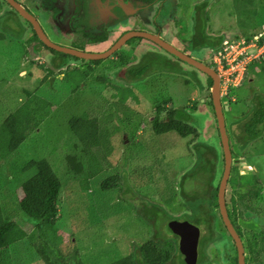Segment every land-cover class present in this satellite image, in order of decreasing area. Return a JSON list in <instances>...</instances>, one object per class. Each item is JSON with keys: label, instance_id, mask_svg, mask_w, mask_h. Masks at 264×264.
<instances>
[{"label": "rangeland", "instance_id": "rangeland-1", "mask_svg": "<svg viewBox=\"0 0 264 264\" xmlns=\"http://www.w3.org/2000/svg\"><path fill=\"white\" fill-rule=\"evenodd\" d=\"M209 2L207 32L210 36L219 34L230 40L237 36L246 43L262 39L259 34L264 32V0ZM190 7V2L184 1L183 14ZM2 23L4 25L5 20ZM148 23L149 19L145 21V24ZM185 27L187 25L178 13L165 22L161 21V38L179 51L213 66L210 49L189 50V43L185 40L189 35ZM140 28L146 27L142 25ZM2 35L0 126L10 114L25 104V91L36 96L39 105H45L43 113L47 115L12 155L5 160L0 159L1 212L5 219L16 222L24 233L18 249L12 247L0 252V264H112L129 255L144 263V255L138 248L151 243L152 233L164 235L165 239L175 243L178 252V241L174 240L175 236L171 232L177 223L183 221L198 227L200 238L207 232L212 236V242L202 252L206 260L204 263L198 261V264H234L233 242L218 214L213 211V197L212 200L208 198L207 188L211 189V186H207L209 177L196 174L200 166L197 162L195 169L192 168L196 160L194 151L190 149L193 144L195 147L207 145L215 148L219 155L221 153L206 75L176 59L155 43L143 40V50L137 56L132 52L123 58H107L94 65L91 72L72 71L66 74L69 80L66 84L58 80L51 81V75L39 68L37 62L40 60L27 54L20 36L10 30L2 32ZM122 51H127L126 47ZM147 51L150 53L146 62L148 72L140 82L125 83L128 66L145 59L143 56L148 54ZM255 53L251 51L249 58ZM262 56L247 65L245 77L237 88H224L220 92L222 103L227 105L224 119L231 152L235 157L244 158L243 163L252 168L242 171L243 177L255 179L253 181L262 189V198L255 203L256 211H251L248 218L240 217L237 221L242 232L248 235L264 230V139L259 138L249 144L241 143L239 139L246 135L243 126L251 104L255 106L258 98L264 99V54ZM86 64L82 62L78 65L84 67ZM175 69L188 77L190 83L187 88L181 84L182 77L173 74ZM82 74L88 75L87 79ZM159 75V82H156ZM73 82L76 84L74 87L71 85ZM163 84L170 97L169 103H165V110L176 107L183 109L184 114L190 117L189 124L197 130L194 135L181 136L175 131L156 135L151 130L150 121L155 114L152 96L159 87L163 88ZM110 85L121 89L130 88L137 99H127L131 96L124 93L127 95L126 100L120 101L111 95H118V91L109 89ZM90 115L98 117L100 146L94 153L99 159L101 171L94 178H87L88 185L85 188L81 187L83 180L66 179L60 192L54 226L39 232L36 222L19 208L20 187L35 174L34 168L26 172H22V168L29 161L45 158L57 163L58 167L61 165L58 171L63 173L65 168L62 162L67 154L76 151L73 152L76 153V159L81 160L78 154L80 149L75 147L76 141L69 131L68 121ZM214 164L217 175L211 183L212 187L217 184L222 169L221 157ZM142 168L147 174L146 184L135 189L129 177L133 179L131 172ZM232 170L225 191L227 208L231 191H243V188L239 189L243 181L238 177L242 174L241 170L234 167ZM114 172L120 176L118 187L101 190V181ZM184 172L190 174L183 186L186 204L178 194L177 183L178 176ZM236 206L239 211L242 209L240 204ZM210 208L215 221L212 219L214 227L208 231L206 210ZM153 209L159 212L156 219L152 218ZM228 212L232 217L229 208ZM253 216L255 218H251ZM153 220L155 224L151 228ZM160 236L156 239H161ZM241 241L245 254L247 245L243 238ZM255 245L256 253L260 248L259 239ZM152 246L161 257L170 252L169 245ZM261 249L257 261L249 264H264V244ZM167 264L179 263L177 259H170Z\"/></svg>", "mask_w": 264, "mask_h": 264}, {"label": "trees", "instance_id": "trees-1", "mask_svg": "<svg viewBox=\"0 0 264 264\" xmlns=\"http://www.w3.org/2000/svg\"><path fill=\"white\" fill-rule=\"evenodd\" d=\"M152 2V0H146V3ZM203 3L200 7H204ZM209 18V17H208ZM209 21V19H208ZM203 24H200L202 23ZM206 16L199 15L197 17V25L194 30V35L191 39L187 40L191 50H200V49H211V51H218L221 48V43L224 39L223 35L210 36L206 33ZM244 35L246 33H243ZM246 36V35H245ZM249 36V35H248ZM247 36V37H248ZM236 39L239 37L235 36ZM246 37V38H247ZM3 35L0 34V40H2ZM208 65V64H207ZM39 66V65H38ZM210 66V65H209ZM40 68V67H39ZM92 69H87L88 72H91ZM147 70V65L136 69H129L127 72V79L140 80L142 75ZM178 73V74H176ZM176 76H180L181 72L175 69ZM184 77L183 75H181ZM68 80V78H67ZM69 81V80H68ZM188 81V80H187ZM73 82L71 85L76 86ZM211 80L208 78V87H211ZM117 86H112L115 88ZM118 91V95H112L113 97H118L122 102H125L126 96L130 95L131 98H134V94L130 91L123 92ZM126 93L127 95H124ZM26 102L25 104L18 109L17 111L10 114L0 126V159L5 160L6 157L12 155L16 149L24 142L26 136L33 132L34 129L39 126L43 120H45L46 115L43 113L44 104L38 103L36 96L25 91ZM160 97L162 98V103L158 98L153 96L154 101V117L150 121L151 130L156 135H163L171 131H175L181 136L194 135L197 133V130L189 124L190 117L184 114V110L176 107L173 110H165V91L162 90ZM257 105L253 106L251 104L248 114H246L247 119L244 122L243 130L246 133L244 139L247 142L249 140L257 139L263 136L264 129V99L258 98V101L255 102ZM211 104V103H210ZM212 105V104H211ZM42 107V109H41ZM165 110L166 120L161 118L160 115L162 111ZM227 112V111H225ZM225 114V113H224ZM69 131L72 134V137L76 141L75 147H79L81 160L76 159V151H72L71 154H67L62 162V167L65 168L63 173H61V165L58 167V164L55 162H49L47 159L43 158L40 160H32L27 162L23 168L22 172L34 168L35 174L26 180L20 187L18 204L20 210L31 220L36 222V228L39 232H44V228L50 229L54 226L55 220L58 215V200L60 197V192L63 187V183L68 178H76L79 181H84L81 187L85 188L87 183V178H94L101 171V166L99 165V159L94 153V150L98 149L100 146L99 140V125L98 117L95 115H90L85 118L83 116L71 118L68 121ZM195 147L196 145H192ZM198 154L197 163L200 164L197 173H202L208 175V183L211 184L215 179L217 174L215 169L214 162L222 159V153L216 151L215 148L202 145L200 147H195ZM202 153V154H200ZM145 168L140 170L132 171L131 177L129 180L132 182V186L137 189L139 187H144L146 184L147 174L144 171ZM193 176V175H192ZM188 176L183 175L178 179V194L181 196L182 202L186 204V197L184 196L183 186L184 182ZM132 179V180H131ZM252 180L240 182V188H243V191L232 190L231 196L229 197L230 205L232 208L231 215L228 212V217L234 226L236 232L238 233L240 239L242 238L246 242V253H245V264L250 262H256L257 255L262 251V245L264 244V230H261L260 233H250L244 234L239 228L237 221L240 217L248 218V215L252 212H255V203L257 199L262 198V189ZM120 176L117 172H114L108 178H105L100 183V188L103 191L114 189L118 187L120 183ZM216 189L208 192V198L215 201L216 207ZM213 193V194H212ZM264 202V200H263ZM211 203H213L211 201ZM237 204L242 206V209L239 211L237 209ZM213 207V204L211 205ZM243 211V212H242ZM154 216L153 219H156L159 215V212L156 209H153ZM207 212V229L211 231L213 226V221L215 216L212 213V208ZM191 214V210H190ZM264 216V215H263ZM255 218V216L251 217ZM213 219V221H212ZM155 220L150 224L151 228H154ZM235 225H237L235 227ZM210 226V227H209ZM217 228V227H215ZM214 228V229H215ZM225 229V228H224ZM226 231V230H225ZM156 234V235H155ZM24 233L19 228L18 224L14 221L7 220L3 217L1 208H0V252L7 251L10 248H16L22 244V237ZM153 239L151 243H147L146 246L138 248L140 252L144 255V263L140 259H134L132 257L126 256L122 259L115 261L112 264H167L170 259H176V248L175 243H172L168 238L165 239L164 235L160 236L157 232L152 233ZM160 236L161 239L157 240L156 237ZM175 236V235H174ZM257 237V238H256ZM175 236V241H176ZM259 239L260 248L255 253V242ZM212 236L209 235V232L202 235L199 239L198 246V261L201 262L204 258L202 252L205 250L206 246L212 242ZM174 241V242H175ZM170 243V244H169ZM152 244L158 245H169L170 252L161 257L157 254V251ZM248 252V255H247ZM255 259L253 258V254ZM250 257V258H249ZM158 259V260H156ZM176 261V260H175ZM234 264H236V253L233 258Z\"/></svg>", "mask_w": 264, "mask_h": 264}, {"label": "flooded vegetation", "instance_id": "flooded-vegetation-1", "mask_svg": "<svg viewBox=\"0 0 264 264\" xmlns=\"http://www.w3.org/2000/svg\"><path fill=\"white\" fill-rule=\"evenodd\" d=\"M12 1L15 2L17 6H19L28 16H30L36 22L37 26L40 29L41 35L51 45L72 51L86 53L89 55H101L108 52L116 44V42L119 41L125 34L131 32L149 33L156 35L161 40H163L161 38V32H160L161 21L165 22L166 19L171 18L175 15L177 16L178 13L181 15L184 24L187 25V27H185V32L188 33L189 35L188 38L185 39L187 42V40L191 39L192 35H194V30L197 25L196 24L197 17L199 15L206 16L207 23L205 29L207 34H208L207 30L209 25L208 19H210L209 17L210 0H152V2L149 3H146V0H12ZM184 1L190 2L191 7L189 10H186L183 14L182 9H183ZM203 3H205V6L200 7ZM147 19H149V23L145 24V21ZM4 20L5 23L3 25L2 22ZM200 24H203V22ZM142 25L143 26L145 25L146 28H140V26ZM6 30H10L11 32L13 31L14 34H17L23 39L25 49L28 52L27 54L33 56L36 60L38 59L40 60V61L38 60L39 62H37L38 65H40L39 66L40 69L45 70L46 74L51 75L50 76L51 81L58 80L66 84H68V80L66 76L67 73H70L72 71H75L76 73H80V72L82 73L87 69H92L94 65L99 64L101 61L107 60V58H111V57L117 58L118 56L120 58H123L132 52L135 53L137 56L140 53V51L143 50L144 47L143 40H148L143 37L134 36L126 40L123 43V45H121L117 50H115L109 57L105 59H100V60L80 59L72 54L59 51L56 48L51 47L49 44L44 43L40 39L33 25L28 19L21 16L16 11V9L8 2V0H0V34H2V32ZM217 35L219 34H215L214 36ZM225 39L226 38L224 37L222 43L224 42ZM125 47L127 51H122ZM195 51L196 50H193V52ZM147 53L148 54H144L143 57H145V59H143L141 62L138 61L137 63H133L129 65L128 67L130 68H128L126 72H128L129 69H136L142 67L143 65H147L148 68V63L146 62H147V56L150 53L148 51ZM185 54L189 55L188 53ZM82 62H86L87 64L84 67H81L78 64ZM92 62H97V63H92ZM72 65L73 67H71ZM210 67L213 68V66ZM147 72L148 70H146L144 74ZM82 76L85 77L86 79L88 77V75H84V74H82ZM183 76L184 77L180 75V77H182L181 84L183 87L187 88L190 81H187L189 79L186 75ZM159 79H160V75L156 77L155 81L159 82ZM140 81L141 79L135 80L131 78L128 79L126 78L125 83L128 82L134 83ZM112 86H116V85H110L109 89L111 88L112 90H116L112 88ZM115 88H119V87L117 86ZM161 89L165 90V99L167 100L166 102L167 104L169 103L170 97L167 88L164 87V84H163V88L159 87L157 91H154V97L158 98L159 101H162V98L160 97ZM117 91L132 92L130 88H125V89L119 88ZM111 95H113V93ZM127 99L135 100L137 99V97L134 95V98L129 97ZM160 117L166 120V114L162 113ZM152 119L153 118H151V120ZM263 135H264V129H263ZM243 136H241L239 139L241 143H244ZM260 138H263V136ZM258 139L259 138L249 140L245 143L249 144L251 142L257 141ZM190 149L194 151V153H196L195 147L191 146ZM220 151L222 153V149ZM231 155H232L231 173L233 172L232 167L239 168L241 170L240 173H242V171H246V170L248 171L250 169L252 170L251 167L245 165V162L243 163L244 158L235 157L233 156L232 152ZM195 159L197 160V157H195ZM196 160L192 165L193 169H195V164L197 162ZM235 161L237 162L235 163ZM247 167L249 169H247ZM221 168L222 169L217 179V184H215V187H212L213 185L209 184L208 183L209 179H207V186L208 185L211 186V189L207 188V191L209 190L210 192V190L213 191L214 189L218 191L220 178L223 172V155H222ZM183 175H187L189 177L190 174L184 172L183 174L178 176V179ZM243 176L244 173L238 175L240 179L248 181V179L247 178L245 179ZM178 179H177V183H178ZM249 180H252V178H250ZM225 205H226V194H225ZM228 208L232 212V208L230 205ZM228 208L226 205L227 213H228ZM206 211L209 210L207 209ZM213 211L214 213L218 214L219 219L221 221V217L219 215V209L217 206V192H216V207H213ZM176 238H177L176 240L178 241V237ZM205 260L206 258L204 257L202 260L203 263L205 262ZM196 264H198V254H197ZM236 264H237V257H236Z\"/></svg>", "mask_w": 264, "mask_h": 264}, {"label": "water", "instance_id": "water-1", "mask_svg": "<svg viewBox=\"0 0 264 264\" xmlns=\"http://www.w3.org/2000/svg\"><path fill=\"white\" fill-rule=\"evenodd\" d=\"M8 2L16 9V11L23 16L24 18L28 19L31 24L33 25L36 33L40 37V39L44 42L49 44L51 47L56 48L59 51L72 54L80 59L85 60H100L109 57L115 50H117L123 43L130 39L131 37H143L145 39L150 40L151 42L158 45L164 51L175 57L176 59L184 62L185 64L193 67L194 69L200 71L204 75H206L211 80V104L215 116L216 126L219 133L220 144L222 149L223 155V172L220 178L218 191H217V206L219 209V215L221 217V221L231 238L237 257V264H245V255H244V248L242 241L236 232L235 228L233 227L226 210L225 205V191L227 182L230 177L231 173V166H232V155L230 149V143L228 139V134L226 131L225 126V119H224V112L227 111V105L221 102V95H220V80L215 72V70L210 67L209 65L198 61L191 56L179 51L178 49L174 48L169 43L161 40L158 36L149 34V33H127L125 34L116 44L106 53L101 55H89L82 52L72 51L68 49H64L61 47H55L51 45L42 35L40 32L39 27L37 26L36 22L28 16L19 6L16 5L15 2L12 0H8ZM264 138V135H263ZM237 161H235L236 163ZM243 165V163H242ZM247 169H249L247 167ZM173 235L178 237V252H177V260L179 264H196L197 262V247L199 241V229L195 225L190 224L187 221H183L177 223L176 226L173 227V231L171 232Z\"/></svg>", "mask_w": 264, "mask_h": 264}, {"label": "built area", "instance_id": "built-area-1", "mask_svg": "<svg viewBox=\"0 0 264 264\" xmlns=\"http://www.w3.org/2000/svg\"><path fill=\"white\" fill-rule=\"evenodd\" d=\"M258 35V34H257ZM256 35V36H257ZM257 42L246 43L244 39H225L218 51H211L213 69L220 80V90L237 88L246 74L247 65L264 54V32ZM250 50V52L248 51ZM256 51L250 59L249 54Z\"/></svg>", "mask_w": 264, "mask_h": 264}, {"label": "clouds", "instance_id": "clouds-1", "mask_svg": "<svg viewBox=\"0 0 264 264\" xmlns=\"http://www.w3.org/2000/svg\"><path fill=\"white\" fill-rule=\"evenodd\" d=\"M216 72V71H215ZM211 91V90H210ZM221 95V94H220Z\"/></svg>", "mask_w": 264, "mask_h": 264}]
</instances>
